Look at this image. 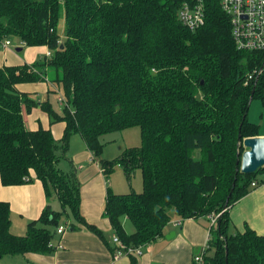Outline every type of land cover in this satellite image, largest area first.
<instances>
[{
    "label": "trees",
    "instance_id": "obj_1",
    "mask_svg": "<svg viewBox=\"0 0 264 264\" xmlns=\"http://www.w3.org/2000/svg\"><path fill=\"white\" fill-rule=\"evenodd\" d=\"M192 2L0 0V44L18 39L50 52L44 65L0 68V185L38 180L47 199L55 195L61 207L56 212L47 204L17 236L10 231L9 206L0 201V260L53 252L49 243L63 214L105 240L81 215L74 169L62 166L71 137L79 135L107 180L117 166L129 182L140 172V193L106 192L103 216L126 247L142 249L162 238L169 211L181 220L219 215L205 264H264V236L246 225L230 232L228 212L264 171L244 175L236 164L242 140L258 135L248 113L253 101L264 106V52L237 49L219 0H202L203 26H183L178 11ZM61 19L64 36L57 31ZM47 76L62 89L61 115L16 89ZM35 107L50 124L64 123L60 140L50 130L25 128L22 110ZM131 128L139 129L140 147L102 160V138Z\"/></svg>",
    "mask_w": 264,
    "mask_h": 264
},
{
    "label": "crops",
    "instance_id": "obj_2",
    "mask_svg": "<svg viewBox=\"0 0 264 264\" xmlns=\"http://www.w3.org/2000/svg\"><path fill=\"white\" fill-rule=\"evenodd\" d=\"M8 41H10L8 48H3L0 45V68L31 66L35 63L44 65L50 60V52L47 47H25L20 44V51L16 52L13 50L12 40ZM40 56L43 58H39ZM46 68L43 66L42 70ZM16 89L33 101L48 100L51 93L56 94L57 99L61 96V92L55 84L49 81V77L38 83L17 85ZM33 93L38 97L41 96V99L34 98ZM56 101L61 106L58 100ZM41 103L43 102L40 101ZM22 117L24 126L29 131L50 130L53 138L57 141L63 136L64 123L50 124L48 115L40 107H35L28 113L23 108ZM249 121L259 125L257 136L264 137V112L260 114L258 121L250 119ZM66 159V162L74 169L79 183L81 215L87 224L95 226L102 232L105 240L82 225L66 219L64 222L72 224L73 227L69 226L62 236L54 234L51 241L54 247L61 244L60 249L57 248L46 255L5 256L0 260V264H109L112 252L110 248L113 247V244L107 237V233L112 230L107 219L103 216L106 192L107 189H110L108 180L98 161L93 158L80 136L73 135L71 137ZM63 166L65 167V165ZM115 168L120 169L118 166ZM110 190L116 193L114 188ZM51 198L52 195L47 199L38 180L20 186L0 185V201L7 203L10 210L11 233L23 236L27 225L39 218L47 204L51 207V203H54V199ZM228 212L233 233L243 232L246 225L257 235L264 236V185L251 189ZM178 222H180L179 225L176 224ZM167 227L169 228L167 229ZM209 229L208 217L187 220L177 217L165 227L162 238L141 249L142 254L135 259L136 264H191L193 256L201 251ZM171 234L174 236L170 238ZM167 236L169 237L167 238ZM119 264H131V258L122 256Z\"/></svg>",
    "mask_w": 264,
    "mask_h": 264
},
{
    "label": "built area",
    "instance_id": "obj_3",
    "mask_svg": "<svg viewBox=\"0 0 264 264\" xmlns=\"http://www.w3.org/2000/svg\"><path fill=\"white\" fill-rule=\"evenodd\" d=\"M192 3H184L178 11V19L183 26L189 30H196L204 24V7L202 0H192ZM221 9L228 15L231 24V36L238 50L264 52V0H219ZM3 48L10 46V41L6 40L0 44ZM50 55V53H49ZM251 77H249L250 79ZM58 102L66 107V101L62 96L58 97ZM261 180V181H259ZM259 180L251 183L250 188L264 185V171L261 172ZM219 215L209 216L210 229L206 235V240L201 251L194 255L191 264H205L204 255L209 249L211 241V228L216 225ZM177 225L180 222L176 223ZM68 223L61 224L56 229V234L62 236ZM112 243L115 251L111 253L109 264H119L122 256L139 257L142 252L140 248L126 247L116 237L112 236ZM49 247H54L49 243ZM61 248V244L56 246Z\"/></svg>",
    "mask_w": 264,
    "mask_h": 264
},
{
    "label": "rangeland",
    "instance_id": "obj_4",
    "mask_svg": "<svg viewBox=\"0 0 264 264\" xmlns=\"http://www.w3.org/2000/svg\"><path fill=\"white\" fill-rule=\"evenodd\" d=\"M64 21L61 19L58 25V34L60 36H64ZM13 43V50H16L17 48H20V42L18 39H11ZM39 58H43V56H40ZM60 88V87H59ZM61 92L62 89L60 88ZM63 94V92H62ZM61 94V96H62ZM34 95V98L41 99V96ZM63 97V96H62ZM57 96L54 93L49 94V99H41L37 100L36 103L40 104V101L44 103H48L51 108L54 110V112L58 115L63 114L64 112V106H60L57 103ZM69 109H72L71 106ZM264 112V107H262L261 103L259 101H253L250 107V113H249V119L250 120H259L260 114ZM79 137V135H76ZM105 147L103 149V152L101 154V159L106 161H112L116 157H118L125 149L128 148H136L140 147L141 145V139H140V133L138 128H131L127 129L125 131L121 132H114L111 134H107L102 138ZM65 162V161H64ZM62 163V166L65 165L66 169H68L69 163L65 162ZM108 188L113 189L116 192L115 194H127L130 191H134L135 193H140L142 191V181H141V175L139 171H136L130 182L126 180L124 177L122 171L118 168H114L113 172L110 174L108 178ZM52 200L54 199V203L51 208L56 212H61V207L57 199H55V195H52ZM169 215L171 217V222L173 219H177V216L173 213V211H169ZM71 217V216H70ZM67 216L62 215L60 219V224H62L64 221H66ZM170 222V223H171ZM170 223L168 225H170ZM123 227L125 231H127L128 234L132 233L134 231V228L132 224L128 220H123ZM169 227H167L168 229ZM52 230V228H50ZM232 227L230 228V232H232ZM26 233V231H25ZM107 237L112 238L113 232L109 231L107 233Z\"/></svg>",
    "mask_w": 264,
    "mask_h": 264
},
{
    "label": "water",
    "instance_id": "obj_5",
    "mask_svg": "<svg viewBox=\"0 0 264 264\" xmlns=\"http://www.w3.org/2000/svg\"><path fill=\"white\" fill-rule=\"evenodd\" d=\"M15 51H20V48H17ZM239 140L240 136H238V141ZM241 144L245 150L241 154L240 159L236 162V164L239 166L237 167V171L244 175L252 174L264 166V137L256 136L245 138L242 140ZM173 236L174 234H171L170 238ZM168 237L169 236H167V238Z\"/></svg>",
    "mask_w": 264,
    "mask_h": 264
}]
</instances>
